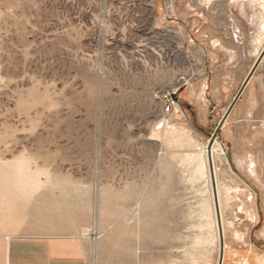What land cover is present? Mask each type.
I'll list each match as a JSON object with an SVG mask.
<instances>
[{
	"label": "rangeland",
	"instance_id": "1",
	"mask_svg": "<svg viewBox=\"0 0 264 264\" xmlns=\"http://www.w3.org/2000/svg\"><path fill=\"white\" fill-rule=\"evenodd\" d=\"M211 27L234 82L201 97ZM12 234L88 241L89 264H264V0H0Z\"/></svg>",
	"mask_w": 264,
	"mask_h": 264
},
{
	"label": "crops",
	"instance_id": "2",
	"mask_svg": "<svg viewBox=\"0 0 264 264\" xmlns=\"http://www.w3.org/2000/svg\"><path fill=\"white\" fill-rule=\"evenodd\" d=\"M216 35L211 27L208 42L212 50L223 55L225 63L217 65L218 62H214L213 64L210 63V67H205V78L202 79L199 94L201 97H205L211 89L210 77L213 71L224 70V78L220 82L222 87L226 88L234 82L232 71L235 70V66H231L234 64L236 54L234 47L237 46L232 41L227 42L229 46H226L225 41L220 38L221 36ZM0 239H5L3 242L4 264H89L91 246L88 241L65 237L23 236L18 234L0 235Z\"/></svg>",
	"mask_w": 264,
	"mask_h": 264
},
{
	"label": "water",
	"instance_id": "3",
	"mask_svg": "<svg viewBox=\"0 0 264 264\" xmlns=\"http://www.w3.org/2000/svg\"><path fill=\"white\" fill-rule=\"evenodd\" d=\"M260 64V60H258L255 64V66L253 67L247 81L245 82L244 86L242 87L241 91L239 92V94L237 95V97L235 98L233 104L231 105V107L229 108L227 114H226V117L229 116V114L232 112L235 104L237 103V101L239 100L241 94L243 93V91L245 90L246 88V85L247 83L249 82V80L253 77L254 73L256 72L258 66ZM217 133L218 131L213 135L211 141H210V144H212L214 142V140L216 139V136H217ZM209 165H210V168L211 170L213 171L212 173V183H213V188H214V196H215V207H216V211H217V217H218V222H219V226L221 225V218H220V215H219V203H218V200H217V188H216V181H215V175H214V170H213V163H212V159H210L209 157ZM220 232H221V228H220ZM223 262V255L221 254V258H220V264H222Z\"/></svg>",
	"mask_w": 264,
	"mask_h": 264
},
{
	"label": "built area",
	"instance_id": "4",
	"mask_svg": "<svg viewBox=\"0 0 264 264\" xmlns=\"http://www.w3.org/2000/svg\"><path fill=\"white\" fill-rule=\"evenodd\" d=\"M232 36H233L235 42L238 43L241 40V31H240V29L239 28H234L232 30ZM173 96H174V93L167 92L165 95L162 96V98L164 100H166V102L170 103V102H172Z\"/></svg>",
	"mask_w": 264,
	"mask_h": 264
},
{
	"label": "bare ground",
	"instance_id": "5",
	"mask_svg": "<svg viewBox=\"0 0 264 264\" xmlns=\"http://www.w3.org/2000/svg\"><path fill=\"white\" fill-rule=\"evenodd\" d=\"M213 149H220L219 146H217V143L215 142V144L213 145ZM253 164V163H252ZM254 168V165H250V169L252 170Z\"/></svg>",
	"mask_w": 264,
	"mask_h": 264
}]
</instances>
